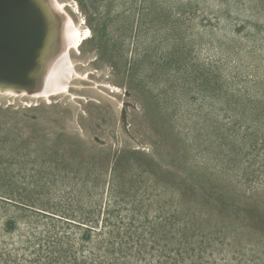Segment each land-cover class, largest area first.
I'll list each match as a JSON object with an SVG mask.
<instances>
[{
	"label": "rangeland",
	"instance_id": "rangeland-1",
	"mask_svg": "<svg viewBox=\"0 0 264 264\" xmlns=\"http://www.w3.org/2000/svg\"><path fill=\"white\" fill-rule=\"evenodd\" d=\"M65 1L71 94L0 95V264H264V0Z\"/></svg>",
	"mask_w": 264,
	"mask_h": 264
},
{
	"label": "bare ground",
	"instance_id": "bare-ground-1",
	"mask_svg": "<svg viewBox=\"0 0 264 264\" xmlns=\"http://www.w3.org/2000/svg\"><path fill=\"white\" fill-rule=\"evenodd\" d=\"M67 7L71 5L65 0H0V87L7 88L0 95L49 99L63 95L65 89L70 93L73 78L79 77L70 53L84 44L89 31L72 18ZM37 13L43 21L40 46L25 80L11 82L5 75L12 71L5 70L21 67L22 58L32 54L36 30L39 33Z\"/></svg>",
	"mask_w": 264,
	"mask_h": 264
},
{
	"label": "water",
	"instance_id": "water-1",
	"mask_svg": "<svg viewBox=\"0 0 264 264\" xmlns=\"http://www.w3.org/2000/svg\"><path fill=\"white\" fill-rule=\"evenodd\" d=\"M38 14V13H37ZM36 29H39V33L38 30H36L37 32L35 33V37L33 40V51L32 54L26 58H22V66L19 68H14V70H5L8 72H11V74L5 75L6 77H8V80H10L11 82H22L23 80H25L26 76H27V72L30 70L31 65H32V61L34 56L36 55L38 48L40 46V42H41V33L43 32V21L41 16H39V14L36 16ZM41 18V20H40ZM39 34V36H38ZM37 35V36H36ZM11 88H16V87H11ZM25 88H27V86H25ZM7 89L6 87H0V91ZM5 93V92H3Z\"/></svg>",
	"mask_w": 264,
	"mask_h": 264
},
{
	"label": "trees",
	"instance_id": "trees-1",
	"mask_svg": "<svg viewBox=\"0 0 264 264\" xmlns=\"http://www.w3.org/2000/svg\"><path fill=\"white\" fill-rule=\"evenodd\" d=\"M65 219H66V218H65ZM85 236H87V237L90 236V233H89V232L85 233Z\"/></svg>",
	"mask_w": 264,
	"mask_h": 264
}]
</instances>
